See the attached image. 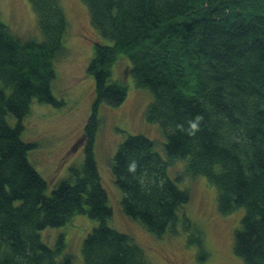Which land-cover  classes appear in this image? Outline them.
Segmentation results:
<instances>
[{
	"label": "trees",
	"instance_id": "16d2710c",
	"mask_svg": "<svg viewBox=\"0 0 264 264\" xmlns=\"http://www.w3.org/2000/svg\"><path fill=\"white\" fill-rule=\"evenodd\" d=\"M93 27L110 43L95 44L88 71L96 97L84 129L81 166L51 191L31 161L38 144L24 140L34 102L61 106L53 92L56 64L69 54L70 21L62 0H30L42 37L16 34L0 16V264H75L64 233L54 245L41 231L76 213L99 223L85 236L86 264H152L144 247L108 223L113 214L95 154L98 106L116 107L127 86L112 80L119 56L132 64L135 83L153 100L147 120L166 137L129 134L110 160L123 192L124 213L157 236L191 231L189 242L209 254L204 233L187 212L185 175L217 187L222 214L244 208L234 251L246 264H264V0H83ZM175 160L183 171L169 174Z\"/></svg>",
	"mask_w": 264,
	"mask_h": 264
},
{
	"label": "rangeland",
	"instance_id": "374dc122",
	"mask_svg": "<svg viewBox=\"0 0 264 264\" xmlns=\"http://www.w3.org/2000/svg\"><path fill=\"white\" fill-rule=\"evenodd\" d=\"M70 21L65 37L69 54L56 64L57 77L52 84L54 95L64 103L56 106L34 102L31 112L24 118V140L36 141L29 152L31 161L48 180L49 190L70 174L72 165L81 166L85 157L84 129L92 112L96 97L95 79L88 71L97 42L108 44L91 23L88 7L83 0H62ZM0 16L21 37L41 38L36 14L30 0H0ZM131 61L119 56L112 67V80L122 81L128 89L124 102L112 107L105 102L98 106L100 125L96 136L95 154L104 186L113 209L108 223L130 234L146 250L152 264H246L235 253V229L241 224L244 208L232 213L218 211L217 187L203 176L185 175L179 185L188 188L191 200L186 209L192 221L204 233V245L209 254L200 258L199 246L189 242L191 231L182 222L177 232L168 231L157 236L124 213L123 192L115 183L110 160L119 144L134 133L145 134L156 141V148L165 156L166 137L158 124L147 120L146 111L153 100L152 92L138 86L131 73ZM186 161L175 160L168 171L171 176L184 170ZM99 223L88 213H76L64 225L47 227L41 231L43 240L54 245L61 233L65 235L66 252L75 264H86L82 253L85 236Z\"/></svg>",
	"mask_w": 264,
	"mask_h": 264
}]
</instances>
